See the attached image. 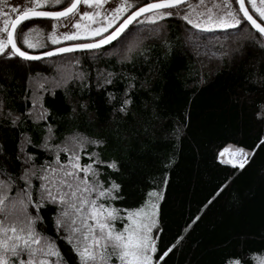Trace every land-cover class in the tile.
Segmentation results:
<instances>
[{
  "label": "trees",
  "instance_id": "1",
  "mask_svg": "<svg viewBox=\"0 0 264 264\" xmlns=\"http://www.w3.org/2000/svg\"><path fill=\"white\" fill-rule=\"evenodd\" d=\"M173 13L137 19L98 49L38 61L9 57V48L0 53V178L4 171L20 176L28 167L24 153L34 154L37 166L53 159L38 147L48 126L51 144L74 133L102 139L82 152L95 149L115 162L114 169L100 165L105 186L120 185L114 207L138 208L151 191L160 194L154 260L255 264L264 252V38L240 12L241 25L217 30ZM125 98L130 103L121 111ZM226 147L248 151L243 168L218 158ZM31 211L41 214L37 229L53 238L64 264H78L54 224L56 206Z\"/></svg>",
  "mask_w": 264,
  "mask_h": 264
},
{
  "label": "snow or ice",
  "instance_id": "2",
  "mask_svg": "<svg viewBox=\"0 0 264 264\" xmlns=\"http://www.w3.org/2000/svg\"><path fill=\"white\" fill-rule=\"evenodd\" d=\"M199 2L204 3V0ZM234 2L239 5L243 19L258 31L261 38H264V0H234ZM106 3L107 0H70L67 6H63L62 0H31V6L24 7L22 11L17 12V7H12V12L17 14L14 19H5L3 27H0V33L6 34L0 37V53H5L10 46V50L6 52L9 57L19 56L26 60L40 58L22 50L17 43L15 35L19 31L17 26L28 17H50L57 20L66 17L69 13H75L79 4L93 8V11L80 12V19L73 24L76 31L63 33L61 38L72 40L78 35L106 34L93 43H73L66 48L57 47L52 51L40 53L41 56H51L53 52L73 49H98L120 36L142 13H153L146 17L149 21L159 19L161 16H170L174 14L171 9L185 5V0H148L135 7L110 32L107 30L111 29L124 13L133 8V4L131 0H121L111 10L102 11ZM43 5H61V8L53 11L39 10ZM186 6L190 10L193 7L191 4ZM222 6L226 10L215 18L211 14V9H206L209 15L207 22L203 24L194 22L187 14L183 18L196 28L207 29L209 26L229 28L241 25V19L234 14L235 10L231 8L229 0H222ZM253 12L260 22L254 18ZM98 17H102L103 23L97 19ZM52 27L55 29L56 24L53 23ZM32 31L33 29H28L23 33L22 43L29 49L40 46L38 42H33L29 38V33ZM48 38L53 44L57 42V37L52 32L48 33ZM129 103V99L125 98L120 110L124 111ZM43 118L44 110L37 119ZM51 138L52 128L48 126L43 141L38 145L52 152L51 161H45L37 166L33 160L34 154L24 153V163L28 167L23 168L19 177L6 171L2 173L4 178H0V264H64V259L53 238L37 229V222L42 219L41 214L31 211L33 208L40 209L47 204L56 206L54 224L65 233L64 239L72 245L78 264H159V261L153 258V253L157 252V241L152 231L158 224L157 202L145 201L143 205L134 209L121 210L114 207L111 201L120 198L114 195L120 185L112 181L105 186L106 182L102 179L103 168L100 165L106 163L107 168L114 169L115 162L103 161L95 149L87 153L82 152L87 145H102L104 141L86 137L81 133L72 134L60 144L49 143ZM261 142L264 143V137H261ZM24 143L30 144L31 140L25 139ZM228 151L229 148L222 149L218 158ZM58 153L67 154V159H62ZM85 154L90 159L82 162L81 156ZM232 155V159L222 162L239 168H243L248 162L249 153L242 147H235ZM33 179L38 180L39 184L34 185ZM19 181H23V187L19 186ZM153 195L159 194L149 193L150 197ZM121 212L124 213L123 216ZM125 219L127 223H124L122 228L118 229L113 223L117 220L123 222ZM180 239L181 237H177V242ZM173 247L174 245H171L165 249L160 254V259L162 260ZM256 260L257 264H264V255L256 257ZM228 264H241V261L233 259Z\"/></svg>",
  "mask_w": 264,
  "mask_h": 264
},
{
  "label": "rangeland",
  "instance_id": "3",
  "mask_svg": "<svg viewBox=\"0 0 264 264\" xmlns=\"http://www.w3.org/2000/svg\"><path fill=\"white\" fill-rule=\"evenodd\" d=\"M68 1H70V0H62V5L66 6ZM120 2H121V0H107V3L104 5V8L102 9V11L111 10L112 8L116 7L117 4ZM131 2L133 4V8H135V6H137V4H138V0H131ZM229 3H230L231 8L235 10L234 14H236L237 17L241 19L240 14L236 9V5L234 3V0H229ZM187 4H191L193 6L191 10L186 6ZM187 4H185L181 10L175 9V10H171V11L179 13L182 17H184V15L187 14L194 22H199L202 24L207 22V18L209 15V12L206 11V9H209V8L211 9V14L213 15V18H215L221 12L226 10L222 6V0H204V3H200L199 0H190L187 2ZM30 6H31V0H0V27H3V21L5 19H8V18L14 19L15 18V15L17 13L12 12V10H11L12 7H17V12H19V11H22L24 7H30ZM248 7L251 8L250 5H248ZM60 8H61V5H43L40 7V9H48V10H59ZM131 9L132 8H130L129 10H131ZM83 11H93V8L90 6L84 5V4H79L77 6V11L75 13H70L66 17H62V18H59L57 20L45 19V18L28 19L27 22L18 26L19 31L16 33L18 45L23 50H26L30 53H37V52H41V51H44L47 49L58 47V46H61L64 44L82 42V41H86V40H90V39L98 37V36L78 35V36H76L75 39H72V40H65V39L61 38V34H63V33H70V32L76 31V29L73 27V24L75 21L80 19L79 13L83 12ZM5 13H7V16H5ZM126 13H124L121 16V18ZM152 14H153L152 12L146 13V14L142 15L141 17H139V20L140 21H149L146 19V17L149 15H152ZM253 14H255V13L253 12ZM255 16H257V15L255 14ZM163 17H165V16H161L159 19H161ZM97 19H99L100 22L103 23L102 17H98ZM155 20H158V19H153L151 21H155ZM118 21L119 20H117L116 23ZM53 23L56 24L55 29H53V27H52ZM93 26H95V25L93 24ZM28 29H33V31L31 33H29V38L33 42H38L40 45L39 47L29 49V48H27L26 45H24L22 43L23 33L25 31H27ZM198 29L217 30V29H224V28H216V27L209 26L207 29H205L203 27L198 28ZM109 30L110 29H108L107 31H109ZM49 32H52L57 37V42L55 44H53L51 42V40L48 38ZM102 34H104V33H101L100 35H102ZM5 35H6L5 33H0V37H4ZM53 57H55V56L48 57V58H42L40 60L49 59V58L54 59ZM34 61H38V60H34ZM47 63L50 66L52 64L53 65L56 64V63H53L52 61H48ZM54 69L56 71L60 72V68H54ZM226 148H228V147H226ZM232 152H233V149L229 148V151L225 152L221 158L223 160H229ZM220 154H221V152H220ZM66 159H67V154H66ZM151 193H158L159 194V192H157V191H151ZM152 200H155L157 202L156 207L158 208V202L160 200V194L158 196L153 195L151 197L148 194L145 201L151 202ZM121 215L123 216L124 213L121 212ZM113 223L119 229V228L123 227L124 223H127V220L125 219L123 222H121L120 220H117V221H114ZM63 234L65 236L64 232H63ZM262 255H264V252L260 255L255 256V264H257L256 257L262 256Z\"/></svg>",
  "mask_w": 264,
  "mask_h": 264
},
{
  "label": "water",
  "instance_id": "4",
  "mask_svg": "<svg viewBox=\"0 0 264 264\" xmlns=\"http://www.w3.org/2000/svg\"><path fill=\"white\" fill-rule=\"evenodd\" d=\"M189 0H185V3L186 2H188ZM238 6V9H239V5H237ZM40 10H43V11H53V10H48V9H40ZM60 10V9H59ZM134 10V9H133ZM132 10V11H133ZM131 13V11L127 14V15H129ZM146 13H149V12H145V13H142L139 17H141L142 15H144V14H146ZM70 14V13H69ZM68 14V15H69ZM126 15V16H127ZM241 15L243 16V14L241 13ZM125 16V17H126ZM124 17V18H125ZM139 17H136L133 21H132V23L134 22V21H136ZM33 18H45V19H53V18H50V17H28V18H25L23 21H25V20H28V19H33ZM123 18V19H124ZM255 18V17H254ZM122 19V20H123ZM122 20L116 25V26H118L121 22H122ZM23 21H21V23L23 22ZM247 22V21H246ZM259 22V21H258ZM20 23V24H21ZM132 23H130L129 25H128V27L132 24ZM248 23V22H247ZM249 24V23H248ZM250 25V24H249ZM19 26V25H18ZM17 26V27H18ZM115 26V27H116ZM251 26V25H250ZM114 27V28H115ZM127 27V28H128ZM113 28V29H114ZM126 28V29H127ZM113 29H111L110 31H112ZM125 29V30H126ZM124 30V31H125ZM255 30V29H254ZM109 31V32H110ZM256 32H258L257 30H255ZM123 34V32L121 33V35ZM105 35V34H104ZM120 35V36H121ZM120 36H118V37H116V39L117 38H119ZM102 38V36L101 37H99V38H96V39H93V40H89V41H82V42H77V43H93L95 40H98V39H101ZM116 39H114V40H112V41H110L108 44H105V45H101V47H105V46H107V45H110L111 43H113ZM71 44H73V43H70V44H64V45H61V46H58V47H61V48H66V47H69ZM19 46V45H18ZM20 47V46H19ZM100 47V48H101ZM9 48H10V46H9ZM55 48H57V47H54V48H51V49H47V50H44V51H41V52H37V53H30L31 55H33V56H39L40 58L39 59H32V60H30V61H34V60H40V59H42V58H48V57H52V56H57V55H62V54H67V53H71V52H78V51H86V50H93V49H73V50H71V51H66V52H59V53H56V52H53V54L51 55V56H41L40 55V53H42V52H49V51H52L53 49H55ZM22 49V48H21ZM94 49H96V48H94ZM23 50V49H22ZM17 57H19V56H17ZM19 58H21V57H19ZM21 59H23V58H21ZM24 60H26V59H24Z\"/></svg>",
  "mask_w": 264,
  "mask_h": 264
},
{
  "label": "bare ground",
  "instance_id": "5",
  "mask_svg": "<svg viewBox=\"0 0 264 264\" xmlns=\"http://www.w3.org/2000/svg\"><path fill=\"white\" fill-rule=\"evenodd\" d=\"M232 158H233V155L231 154V155H230V159H232Z\"/></svg>",
  "mask_w": 264,
  "mask_h": 264
}]
</instances>
